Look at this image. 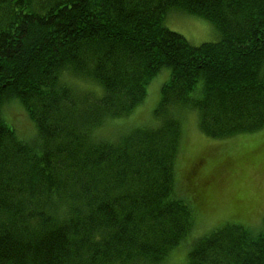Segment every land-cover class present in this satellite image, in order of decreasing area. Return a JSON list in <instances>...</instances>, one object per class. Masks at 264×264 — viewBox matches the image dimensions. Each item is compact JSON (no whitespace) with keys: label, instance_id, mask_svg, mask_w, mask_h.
I'll list each match as a JSON object with an SVG mask.
<instances>
[{"label":"trees","instance_id":"trees-1","mask_svg":"<svg viewBox=\"0 0 264 264\" xmlns=\"http://www.w3.org/2000/svg\"><path fill=\"white\" fill-rule=\"evenodd\" d=\"M172 11L219 40L190 43L165 24ZM163 68L156 123L95 135ZM10 102L31 138L7 122ZM182 108L212 137L264 126V0H0V264H161L194 222L176 187ZM260 223L191 238L181 264H264Z\"/></svg>","mask_w":264,"mask_h":264},{"label":"rangeland","instance_id":"rangeland-1","mask_svg":"<svg viewBox=\"0 0 264 264\" xmlns=\"http://www.w3.org/2000/svg\"><path fill=\"white\" fill-rule=\"evenodd\" d=\"M164 21L192 44L219 40V33L210 22L186 12L172 11ZM167 78L168 69L163 68L148 83L147 94L140 104L126 115L106 119L96 126L95 135L112 139L128 128L150 121L156 123L152 112L160 86ZM62 79L76 89L93 91L96 87L95 82L78 74L64 73ZM4 107L5 118L17 129V134L24 139L31 138L35 133L34 124L26 117L23 107L13 102ZM177 114L182 132L176 161V187L193 207L194 222L189 235L161 264H181L189 240L214 227L234 221L255 230L253 226L259 227L264 215V126L250 133L212 137L198 128V113L194 109L182 108ZM195 164L196 178L190 182L187 177Z\"/></svg>","mask_w":264,"mask_h":264}]
</instances>
